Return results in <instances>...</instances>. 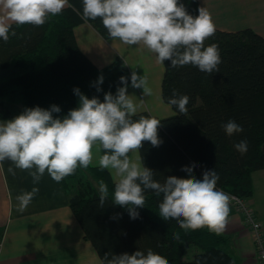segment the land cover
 Masks as SVG:
<instances>
[{
	"label": "trees",
	"instance_id": "16d2710c",
	"mask_svg": "<svg viewBox=\"0 0 264 264\" xmlns=\"http://www.w3.org/2000/svg\"><path fill=\"white\" fill-rule=\"evenodd\" d=\"M192 16L198 15V0H179ZM56 16L49 15L42 26L16 25L8 42L0 40V119L21 114L25 108L39 106L61 111L54 117L63 118L79 107L80 93L103 102L104 94H116L124 85L120 77L131 73L120 57L97 67L79 49L73 27L82 19V0H69ZM75 8V10H73ZM104 38H109L100 19L88 20ZM205 46L216 44L221 63L219 72L211 75L186 65L172 68L163 64L160 85L161 99L168 104L173 90L190 97L187 114L173 113L157 117L147 110L140 116L160 121L158 136L161 144L154 147L144 142L139 151L145 167L153 170L154 179L163 183L168 176L188 178L181 169L195 165L193 175L202 179L205 170L219 175L217 189L248 198L252 194L251 173L264 168V35L249 27L225 30L215 27ZM103 76L97 91L96 82ZM234 120L243 132L229 137L221 125ZM246 140L248 150L241 154L234 147ZM108 186V198L100 204L99 185ZM69 196V206L99 258L106 253L132 254L151 249L165 257L168 264H234L228 251L229 238L215 234L207 227L184 230L175 220H163L158 205L161 196L147 191L145 205L137 208L138 218L132 219L128 207L113 200L114 181L108 170L98 166L77 167L73 175L62 180ZM178 237V238H177ZM110 258V257H109Z\"/></svg>",
	"mask_w": 264,
	"mask_h": 264
},
{
	"label": "clouds",
	"instance_id": "9594fccd",
	"mask_svg": "<svg viewBox=\"0 0 264 264\" xmlns=\"http://www.w3.org/2000/svg\"><path fill=\"white\" fill-rule=\"evenodd\" d=\"M82 19H100L110 39L128 46H142L155 56L157 64L170 62L172 68L192 65L211 75L219 72L221 57L216 44L205 46V40L215 33V25L206 8L200 7L192 16L179 0H82ZM66 7H73L69 0H0V40L8 42L15 36L13 24L42 26L49 15L56 16ZM75 10V8H73ZM131 86L142 88L143 94L152 95L147 76L131 74ZM123 87L116 94H104L103 102L97 97L89 99L80 93L79 107L63 118L54 117L61 109L39 106L25 108L14 118L0 122V164L10 161L16 169L27 171L37 185L45 172L56 183L73 175L77 167L93 165L94 150L99 154L97 165L108 170L114 181L113 200L116 205L128 207L129 215L136 219L137 208L145 205L147 191L161 196L159 215L163 220H175L184 230L207 227L221 234L230 213L231 197L217 189L219 175L215 170H205L202 179L193 175L195 165L181 170L188 178L168 176L161 183L154 179L153 170L144 166L139 153L144 142L158 147L160 121L154 117L137 114V104L127 93L128 78L121 76ZM103 76L96 82L97 91ZM190 97L173 90L167 103L175 106L180 114H187ZM229 137L243 132L241 125L229 120L221 125ZM234 147L241 154L248 150L246 140ZM8 172L15 175L13 167ZM108 186L99 185L100 204L108 198ZM38 187L15 197L16 210L23 213L38 194ZM178 238V237H177ZM110 257V258H109ZM100 264H168L162 255L151 249L147 253L137 250L132 254L106 253Z\"/></svg>",
	"mask_w": 264,
	"mask_h": 264
},
{
	"label": "crops",
	"instance_id": "0c3cea01",
	"mask_svg": "<svg viewBox=\"0 0 264 264\" xmlns=\"http://www.w3.org/2000/svg\"><path fill=\"white\" fill-rule=\"evenodd\" d=\"M198 2L199 7L206 8L210 13L215 27L225 30L249 27L264 35V0ZM73 33L79 49L97 67H103L120 56L131 74L136 72L138 76H147L153 93L152 101L146 107H141L137 101L142 93H138V88H133L131 82L128 83L127 93L132 95L137 111L144 109L157 117L173 113L161 99L163 64H157L152 53L142 46H128L119 40L104 38L87 21L75 25ZM9 72L10 68L2 69L0 76ZM14 117L0 119V122ZM136 155L139 153H133L132 158L135 159ZM98 156L94 150L93 165H97ZM9 167L14 168L15 175L8 172ZM110 176L113 179L111 173ZM251 181L252 194L246 200L258 218L264 220V168L254 170ZM34 186L38 187V194L23 213L18 212L15 197L24 191H31ZM229 207L227 224L221 234L229 238L228 251L233 263L260 264L251 230L238 210L232 205ZM100 261L97 251L84 237L73 215L62 181L56 183L45 172L40 182L34 185L27 171L16 169L10 161L0 164V264H100Z\"/></svg>",
	"mask_w": 264,
	"mask_h": 264
},
{
	"label": "built area",
	"instance_id": "2783aa9c",
	"mask_svg": "<svg viewBox=\"0 0 264 264\" xmlns=\"http://www.w3.org/2000/svg\"><path fill=\"white\" fill-rule=\"evenodd\" d=\"M225 193L231 197L230 205L234 206L238 210L243 217L244 223L251 230L256 257L260 264H264V220L258 218L254 209L246 199L232 193Z\"/></svg>",
	"mask_w": 264,
	"mask_h": 264
},
{
	"label": "rangeland",
	"instance_id": "374dc122",
	"mask_svg": "<svg viewBox=\"0 0 264 264\" xmlns=\"http://www.w3.org/2000/svg\"><path fill=\"white\" fill-rule=\"evenodd\" d=\"M157 90L159 91V84L157 85ZM141 92L142 94L137 97L138 103L141 105V107H146V105H149L152 101V96H144L143 90L138 88V93ZM153 93V91H152ZM156 93V92H155ZM144 110V109H143Z\"/></svg>",
	"mask_w": 264,
	"mask_h": 264
}]
</instances>
